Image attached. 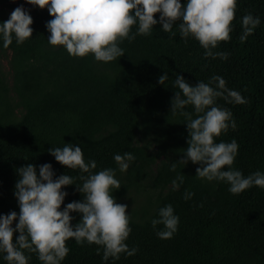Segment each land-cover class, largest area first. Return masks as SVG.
I'll return each mask as SVG.
<instances>
[{
    "label": "trees",
    "instance_id": "obj_1",
    "mask_svg": "<svg viewBox=\"0 0 264 264\" xmlns=\"http://www.w3.org/2000/svg\"><path fill=\"white\" fill-rule=\"evenodd\" d=\"M14 1L27 3L0 0V22L9 19ZM28 12L32 37L23 44L13 37L8 48L0 40V215L19 213L16 170L29 163L36 166L37 174L40 165L51 164L55 177L67 174L82 185L79 177L88 174L61 165L48 151L70 143L82 148L86 162L96 161L93 172L115 170L121 186L112 192L117 203L131 190L168 191L144 207L139 219L130 218L126 244L138 249L135 255L122 253L118 260L105 261L103 248L69 239V252L61 264H264V189L253 186L233 195L226 182L196 177L200 165L191 161L184 165L180 160L188 147L186 123L197 113L191 105L170 112L177 75L191 86L222 77L226 87L247 102L217 98L216 105L231 111L236 127L229 126L216 142H237L232 168L245 177L264 173V0H237L231 39L213 49L229 53L227 60L205 58L198 41L180 36L179 20L173 25L175 36L158 23L151 35H137L131 42L125 39L119 45L125 55L114 61L99 62L92 55L72 57L62 46L49 45L46 23L53 17L47 8L31 5ZM246 13L259 17L260 24L242 42L241 18ZM154 18L159 20V13ZM136 31L133 26L130 34ZM10 53L12 85L3 73V61ZM165 73L168 79L161 85L159 77ZM139 135L150 140L140 141ZM125 153L135 160L121 172L114 156ZM178 175H184V181L173 190ZM76 185L62 189L68 195L61 210L73 201L82 202ZM185 193L194 195L186 200ZM169 204L179 217L177 231L160 239L157 232L163 225L154 229L151 222ZM70 215L74 226L81 214ZM23 251L28 264H42L36 253ZM0 264H7L2 253Z\"/></svg>",
    "mask_w": 264,
    "mask_h": 264
},
{
    "label": "clouds",
    "instance_id": "obj_2",
    "mask_svg": "<svg viewBox=\"0 0 264 264\" xmlns=\"http://www.w3.org/2000/svg\"><path fill=\"white\" fill-rule=\"evenodd\" d=\"M28 4L40 9L47 8L51 17L46 23L50 33L47 40L51 46H62L72 57L94 56L96 61L111 62L125 55L119 45L125 39L135 40L137 35L148 36L156 24L162 30L175 36L172 31L176 21H181L178 29L182 38H194L205 50V58L227 60L229 53L214 52L221 42L231 39L232 24L235 19L237 0H26ZM159 13V20L154 17ZM33 19L23 6L15 8L7 21L0 22V40L8 48L15 37L17 44H23L32 37ZM260 24L259 17L246 13L241 18V41H245ZM133 26L137 31L131 33ZM167 73L159 77L164 85ZM215 84V87L212 85ZM173 87L178 89L171 101L170 112L176 114L186 106H193L196 118L189 116L187 125L188 147L180 160L186 165L189 161L199 164L196 177L208 181H222L229 185L228 191L238 195L256 186L264 189V173L256 171L244 176L232 168L238 153V144L216 142V138L226 132L229 126L235 128L232 113L216 105L217 98L227 103L243 104L247 101L241 94L226 87V81L213 76L208 83L200 81L191 86L183 76L177 75ZM49 153L55 160L68 169H79L82 185L77 186L71 176L64 174L55 177L51 164L36 166L28 164L17 169L19 179L14 195L18 201L19 213L12 211L0 215V253L7 264H28L23 250L34 252L42 264H61L69 252L67 241L73 239L78 245L87 242L103 248V260H118L120 255L133 256L138 251L129 249L126 244L131 228L127 205L117 203L112 195L113 189L121 188L115 178L116 172L106 168L93 172L97 168L95 160L86 162L80 146L65 143L64 146L50 148ZM135 157L131 153L116 154L114 161L121 172H126ZM227 169V170H225ZM175 170V164L172 166ZM55 177V178H54ZM184 181V175H178L172 181L173 190H177ZM76 185L83 196L81 201L61 206L67 192L62 189ZM192 193H185L190 199ZM81 214L74 226L70 213ZM158 219L152 220L160 239H169L177 231L179 217L169 204L158 211ZM18 221V222H17ZM15 223V227L13 224ZM19 233L14 239V234ZM99 254V248L97 250Z\"/></svg>",
    "mask_w": 264,
    "mask_h": 264
},
{
    "label": "rangeland",
    "instance_id": "obj_3",
    "mask_svg": "<svg viewBox=\"0 0 264 264\" xmlns=\"http://www.w3.org/2000/svg\"><path fill=\"white\" fill-rule=\"evenodd\" d=\"M23 6V8L28 11V9L31 7L28 3L23 2H17L14 1L13 6L14 8H9L8 12L11 14V12L19 7ZM12 54L10 53L7 58L3 61V73L6 77V79L9 81L10 85L13 83V71L10 67L9 61ZM20 113V111H19ZM146 138V139H145ZM142 137L139 135L140 141H146L150 140V137ZM168 190L165 191H156L153 189H141V190H131L121 201L120 204L127 205V214H129L130 218L139 219L141 217V211L144 207L149 206L151 204H154L156 202L157 196L160 194H165Z\"/></svg>",
    "mask_w": 264,
    "mask_h": 264
}]
</instances>
